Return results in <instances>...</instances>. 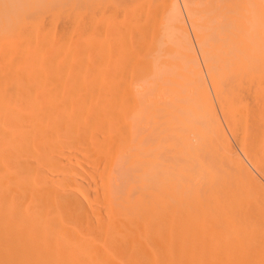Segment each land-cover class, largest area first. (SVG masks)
Returning a JSON list of instances; mask_svg holds the SVG:
<instances>
[{
	"label": "bare ground",
	"instance_id": "6f19581e",
	"mask_svg": "<svg viewBox=\"0 0 264 264\" xmlns=\"http://www.w3.org/2000/svg\"><path fill=\"white\" fill-rule=\"evenodd\" d=\"M0 264H264V0H0Z\"/></svg>",
	"mask_w": 264,
	"mask_h": 264
}]
</instances>
